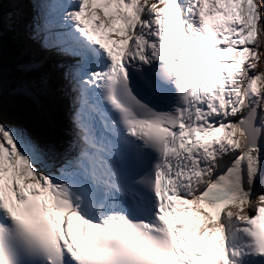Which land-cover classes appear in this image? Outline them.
<instances>
[{
    "label": "snow or ice",
    "instance_id": "obj_1",
    "mask_svg": "<svg viewBox=\"0 0 264 264\" xmlns=\"http://www.w3.org/2000/svg\"><path fill=\"white\" fill-rule=\"evenodd\" d=\"M262 46L264 0H0V264H264Z\"/></svg>",
    "mask_w": 264,
    "mask_h": 264
},
{
    "label": "water",
    "instance_id": "obj_2",
    "mask_svg": "<svg viewBox=\"0 0 264 264\" xmlns=\"http://www.w3.org/2000/svg\"><path fill=\"white\" fill-rule=\"evenodd\" d=\"M32 115V111L28 108L25 109L23 104L16 102L13 103L11 101L6 105L4 111V117L10 116V118L8 119L12 121H18L19 118V122L27 125L29 128H31V125H33V123L35 122V120L32 119ZM39 131H41V128Z\"/></svg>",
    "mask_w": 264,
    "mask_h": 264
},
{
    "label": "rangeland",
    "instance_id": "obj_3",
    "mask_svg": "<svg viewBox=\"0 0 264 264\" xmlns=\"http://www.w3.org/2000/svg\"><path fill=\"white\" fill-rule=\"evenodd\" d=\"M257 2H259V0H257ZM262 50L264 51V48H262ZM263 55V53H262ZM57 96V99L59 100V109H60V113L58 115V122H59V126L61 125V127L63 128V132H66L67 133V130H68V127L65 125V123H63V117L61 116L63 114V111H62V108H61V102L63 101V97H61L60 95L56 94ZM62 98V99H61ZM6 117V116H5ZM7 119L10 118L9 117H6ZM18 118V117H17ZM6 120V119H5ZM19 120V118H18ZM7 121V120H6ZM20 121V120H19ZM17 123H19L18 121H16ZM27 123V122H26ZM40 125H38L36 122L33 123V125H31V129L32 131L37 135V136H40L41 138H43L41 132L39 131L40 130V127H38ZM42 131V130H41ZM44 139V138H43ZM49 140V139H47Z\"/></svg>",
    "mask_w": 264,
    "mask_h": 264
},
{
    "label": "trees",
    "instance_id": "obj_4",
    "mask_svg": "<svg viewBox=\"0 0 264 264\" xmlns=\"http://www.w3.org/2000/svg\"><path fill=\"white\" fill-rule=\"evenodd\" d=\"M8 55H7V54ZM16 50L14 49L13 45H11L6 39H5V57L6 61L8 62V59L11 58L13 61L16 58Z\"/></svg>",
    "mask_w": 264,
    "mask_h": 264
},
{
    "label": "bare ground",
    "instance_id": "obj_5",
    "mask_svg": "<svg viewBox=\"0 0 264 264\" xmlns=\"http://www.w3.org/2000/svg\"><path fill=\"white\" fill-rule=\"evenodd\" d=\"M61 108H62V111H63V114H62L63 120L62 121H63V123H65V125L67 127H69V125H68V103H67V100L64 99V98H63V101L61 102ZM55 126H56V124H54V127Z\"/></svg>",
    "mask_w": 264,
    "mask_h": 264
}]
</instances>
